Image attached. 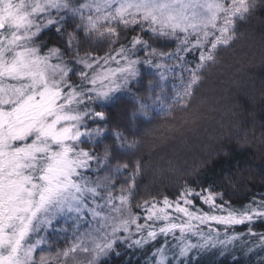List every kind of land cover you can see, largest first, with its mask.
<instances>
[{
  "label": "snow or ice",
  "instance_id": "obj_1",
  "mask_svg": "<svg viewBox=\"0 0 264 264\" xmlns=\"http://www.w3.org/2000/svg\"><path fill=\"white\" fill-rule=\"evenodd\" d=\"M258 14L264 0H0V264H107L121 247L160 237L151 264H191L241 235L264 249L253 230L264 197L233 207L223 192L185 182L173 196L137 200L144 157L123 159L196 123L207 76L221 52L256 40L242 29ZM48 31L63 47L48 46ZM113 110L128 135L111 128ZM62 218L71 239L52 249L50 232L67 231ZM241 225L246 233L227 234Z\"/></svg>",
  "mask_w": 264,
  "mask_h": 264
},
{
  "label": "trees",
  "instance_id": "obj_2",
  "mask_svg": "<svg viewBox=\"0 0 264 264\" xmlns=\"http://www.w3.org/2000/svg\"><path fill=\"white\" fill-rule=\"evenodd\" d=\"M73 23L69 21L67 31H73ZM262 30L264 15L258 14L242 29L252 33L256 40L245 35L234 48L221 52L220 63L212 68L198 94L195 124L169 133L164 143L146 145L136 157L123 158L131 161L144 157V171L138 178V200L161 193L173 196L185 182L198 190L203 187L223 192L233 207L243 206L253 197L257 200L264 197V61L259 55ZM43 40L63 47L62 36L54 31H48ZM121 42L126 43L123 39ZM149 42L165 51L174 47L162 41ZM83 47L99 55L111 50L107 44L97 47L86 43ZM140 87L137 84L133 91ZM131 110V107L127 109ZM112 115L111 128L128 135L123 127H118L124 123L120 112L113 110ZM105 143L111 145L112 138ZM245 228L236 226L227 234H243L247 232ZM253 230L264 232V222L257 221ZM225 238L221 232L220 239ZM238 240L197 253L191 264H264V249L254 238L241 235ZM162 244L163 237H160L154 246L144 249L121 247V255H112L107 264H151L152 252Z\"/></svg>",
  "mask_w": 264,
  "mask_h": 264
},
{
  "label": "rangeland",
  "instance_id": "obj_3",
  "mask_svg": "<svg viewBox=\"0 0 264 264\" xmlns=\"http://www.w3.org/2000/svg\"><path fill=\"white\" fill-rule=\"evenodd\" d=\"M68 32H71V31H68ZM64 39H65V37L62 36V40H64ZM46 43L48 44L49 47H51V46L59 47L58 45L51 44L48 41ZM83 54L84 53H81V55H83ZM112 66L115 67L114 64ZM74 79H75V77H74ZM198 204H199L200 207H203L205 211H207V206L206 205H203L202 202H200V201H198ZM71 226H72L71 220L65 221L62 218L60 220L59 224L57 225V229L65 228V229H67V231H59V230H57L55 232H50L49 240L51 241L52 249H59V248H63V247L66 246L65 241L71 239ZM219 228H220L221 232H225V229L223 228V226H219ZM245 229H247V227ZM205 231H207L206 228H205ZM227 232H228V230H227ZM239 241L240 240H237L235 242L237 243ZM52 254H54V252Z\"/></svg>",
  "mask_w": 264,
  "mask_h": 264
}]
</instances>
